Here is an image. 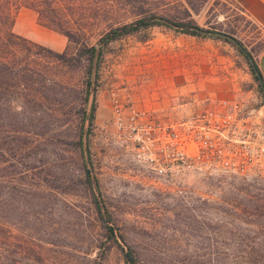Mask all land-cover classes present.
<instances>
[{
  "label": "rangeland",
  "instance_id": "obj_1",
  "mask_svg": "<svg viewBox=\"0 0 264 264\" xmlns=\"http://www.w3.org/2000/svg\"><path fill=\"white\" fill-rule=\"evenodd\" d=\"M99 4L101 10L86 8L77 15L85 32L82 39L90 45L101 46L112 27L143 18L151 10L175 22L193 21L234 36L254 59L264 49V31L234 0H194V9L186 0ZM12 30L27 40L17 47L16 63H30L39 74L26 72L25 84L16 79L18 84L8 90V170L0 173V264H125L122 251L106 235L84 182L79 152L71 144L77 139L87 62L63 65L47 57L41 46L74 55L78 44L46 24L32 7L14 10ZM169 84L175 86L171 93ZM112 91L129 92L139 107H161L175 115L201 108L209 97L231 98L264 119L262 96L246 57L225 39L162 25L110 43L95 87L97 110L90 136L93 175L124 236L119 241L135 249L139 264H245L230 253L237 238L229 233L237 226L242 236H253L241 220H255L249 212L256 210L264 214V166L248 177L190 174L161 181L116 142Z\"/></svg>",
  "mask_w": 264,
  "mask_h": 264
},
{
  "label": "built area",
  "instance_id": "obj_2",
  "mask_svg": "<svg viewBox=\"0 0 264 264\" xmlns=\"http://www.w3.org/2000/svg\"><path fill=\"white\" fill-rule=\"evenodd\" d=\"M111 102L116 142L161 181L190 174L248 177L264 166V119L236 99L209 97L180 115L139 107L129 92L112 91Z\"/></svg>",
  "mask_w": 264,
  "mask_h": 264
},
{
  "label": "trees",
  "instance_id": "obj_3",
  "mask_svg": "<svg viewBox=\"0 0 264 264\" xmlns=\"http://www.w3.org/2000/svg\"><path fill=\"white\" fill-rule=\"evenodd\" d=\"M92 1L93 0H0V173H2V170H8V90H11L12 87H15L18 84L16 79L20 80V84H25L26 72L39 74V70H37L35 67H32L30 63L23 67L20 66L19 62L17 64L15 61L17 47H19L21 44L20 41H24L26 43L27 40L12 30L14 24V10L21 6H28L34 8L39 14L40 19L44 20L46 24L63 33L70 42L78 44V48L76 49L74 55H69L67 50L59 52L51 48L41 46L44 51L49 53L46 54L47 57H52L63 65H80L82 64V61L87 62L88 78L86 90L83 94V97L81 96V102L78 106L81 118L76 135L77 139L71 142V144L73 146V150L79 152V156L82 161L84 182L91 191L98 217L102 221L108 239L118 245L123 253L125 264H139L138 255L135 249L131 245L119 241V238L124 240V236L118 232L119 228L113 221V216L111 215L109 209L105 206L99 180L97 176L93 175V170L89 168L85 158L83 142L84 123L87 117L86 106L92 87V69L97 45H90L84 39H82V36L85 32L82 28L83 26L80 24L82 18L80 19V17H77V15L81 13L80 11L87 10L86 8H93V13H95L96 10L102 9V6L99 4L101 0H96V2L93 4ZM186 1L190 6L193 5L194 0ZM191 8L194 9L193 6H191ZM156 17H159L160 19L154 20ZM169 22L175 21L165 16H158L155 12H151V10H149L148 14L143 18L131 23L112 27L109 32H107L100 40L101 49L98 58L96 89L98 87L99 69L102 59L106 53V47L110 43L121 39L124 36L135 34L141 30L162 25L173 29L176 32L210 38H221L234 43V45L237 46L242 54L246 57L250 65L252 74L258 83L264 105V87L259 79V74L262 75V73L256 59L253 58L254 61H252L245 52L243 46L231 41L229 37L221 35L218 31L212 32L210 30V33H202L193 29H179L173 27ZM176 23L198 26L193 21ZM26 49L30 48L27 47ZM249 53L251 54V52ZM96 110L97 104L96 99H94L90 114V125L87 132L88 161L92 167H94V161L91 155L90 136L95 125ZM14 131L20 133L19 131L21 130L15 129ZM1 179H6V176L2 174ZM256 212L257 213L249 212L253 217L257 216L255 220H241V222L245 223L248 227L245 230L250 232L253 236H250V234H245L242 236L241 233H238L237 226L235 228L236 232L232 230L229 233L231 237L237 238V241L232 245L234 250H232L230 253L236 255L237 258L241 259L245 264H259L262 260H264V214L257 210Z\"/></svg>",
  "mask_w": 264,
  "mask_h": 264
},
{
  "label": "water",
  "instance_id": "obj_4",
  "mask_svg": "<svg viewBox=\"0 0 264 264\" xmlns=\"http://www.w3.org/2000/svg\"><path fill=\"white\" fill-rule=\"evenodd\" d=\"M157 19H160V18L159 17L154 18V20H157ZM169 23L173 27L179 28V29H193V30L200 31L202 33H210L211 32L209 29L201 28L200 26H196V25H183V24H179V23H176V22H169ZM219 33L221 35H223V36L229 37L231 40H233L234 42H236L237 44L240 45V42L234 36H231V35H229L227 33H224V32H219ZM100 49H101V46L98 45L97 49H96L95 57H94V62H93L92 89L90 91L89 99H88L87 117H86V120H85L84 135H83V142H84V149H85V158H86L87 164H88V166H89V168L91 170H92V166H91L90 162L88 161V151H87V135H88V133L87 132H88L89 124H90V114H91V111H92V105H93V102H94V94H95V87H96V80H97V70H98V58H99ZM245 52L248 54L250 59L252 61H254L252 55L247 50H245ZM259 79H260L261 84L264 87V78H263V76L261 74H259ZM92 173H93V171H92ZM103 211H104V209H103Z\"/></svg>",
  "mask_w": 264,
  "mask_h": 264
},
{
  "label": "crops",
  "instance_id": "obj_5",
  "mask_svg": "<svg viewBox=\"0 0 264 264\" xmlns=\"http://www.w3.org/2000/svg\"><path fill=\"white\" fill-rule=\"evenodd\" d=\"M234 1L244 10V12H246V14L252 19V21L255 22L264 31V0H234ZM256 61L264 78V49H262L258 53L256 57ZM169 85L170 86L168 91L173 92L175 86L173 84H169ZM168 91L167 93H169Z\"/></svg>",
  "mask_w": 264,
  "mask_h": 264
}]
</instances>
